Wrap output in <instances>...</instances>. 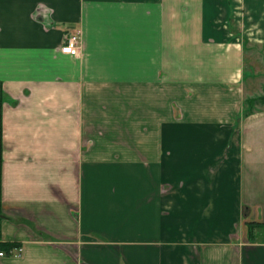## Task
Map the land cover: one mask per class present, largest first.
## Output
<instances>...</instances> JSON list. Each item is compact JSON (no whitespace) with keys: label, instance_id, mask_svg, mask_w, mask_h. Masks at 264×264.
I'll return each instance as SVG.
<instances>
[{"label":"crops","instance_id":"1","mask_svg":"<svg viewBox=\"0 0 264 264\" xmlns=\"http://www.w3.org/2000/svg\"><path fill=\"white\" fill-rule=\"evenodd\" d=\"M262 18L264 0H0V264H264L238 38Z\"/></svg>","mask_w":264,"mask_h":264},{"label":"rangeland","instance_id":"2","mask_svg":"<svg viewBox=\"0 0 264 264\" xmlns=\"http://www.w3.org/2000/svg\"><path fill=\"white\" fill-rule=\"evenodd\" d=\"M190 27H197L195 20L190 21ZM249 26V27H248ZM245 29L246 35L240 38L244 46L243 83L245 96L243 107L247 110L261 109L264 107V18L255 24L248 23ZM257 27V29H255ZM261 33V34H259ZM182 56L183 53L180 52ZM236 83H228V87L236 86ZM251 100V102L249 100Z\"/></svg>","mask_w":264,"mask_h":264},{"label":"built area","instance_id":"3","mask_svg":"<svg viewBox=\"0 0 264 264\" xmlns=\"http://www.w3.org/2000/svg\"><path fill=\"white\" fill-rule=\"evenodd\" d=\"M80 45L81 41L79 36L76 33H71L65 37L64 42L60 46V52L71 56H77L80 52ZM2 244L3 242L0 240V258L7 254V251L2 248ZM11 250L18 254L20 247H13Z\"/></svg>","mask_w":264,"mask_h":264},{"label":"trees","instance_id":"4","mask_svg":"<svg viewBox=\"0 0 264 264\" xmlns=\"http://www.w3.org/2000/svg\"><path fill=\"white\" fill-rule=\"evenodd\" d=\"M249 100V99H248ZM250 102H251V100H249ZM247 113H249V111H245V114H247ZM0 136H1V124H0ZM0 141H1V138H0ZM0 168H1V147H0ZM248 228L250 229L252 226V224L249 222L248 224ZM9 247V245H7V244H5V243H3L2 244V248L4 249V250H6L7 248Z\"/></svg>","mask_w":264,"mask_h":264}]
</instances>
